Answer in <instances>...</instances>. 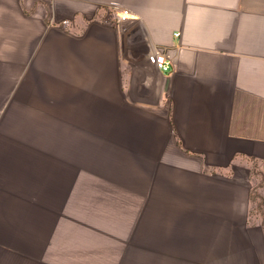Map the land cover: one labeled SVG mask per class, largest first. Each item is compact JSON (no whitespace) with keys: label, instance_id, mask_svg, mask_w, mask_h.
Masks as SVG:
<instances>
[{"label":"crops","instance_id":"0c3cea01","mask_svg":"<svg viewBox=\"0 0 264 264\" xmlns=\"http://www.w3.org/2000/svg\"><path fill=\"white\" fill-rule=\"evenodd\" d=\"M258 168L264 0H0V264H264Z\"/></svg>","mask_w":264,"mask_h":264},{"label":"built area","instance_id":"2783aa9c","mask_svg":"<svg viewBox=\"0 0 264 264\" xmlns=\"http://www.w3.org/2000/svg\"><path fill=\"white\" fill-rule=\"evenodd\" d=\"M105 9L108 12V17L104 21L108 24L121 28L127 21L131 19V12L125 8H122L118 2H109L105 5ZM67 24V22H63ZM178 34L175 33V36ZM149 60L154 66L162 72H166L170 68V49L168 48H156L149 55Z\"/></svg>","mask_w":264,"mask_h":264},{"label":"rangeland","instance_id":"374dc122","mask_svg":"<svg viewBox=\"0 0 264 264\" xmlns=\"http://www.w3.org/2000/svg\"><path fill=\"white\" fill-rule=\"evenodd\" d=\"M254 171V176L257 178L255 181V185L251 188L249 193V198L251 199V208L249 210L250 215L260 217L261 223L260 225L264 227V201L261 195L258 193V188L264 186V169L258 168ZM247 177L245 178V180ZM184 264V263H183ZM192 264H201V258H194L192 260Z\"/></svg>","mask_w":264,"mask_h":264}]
</instances>
